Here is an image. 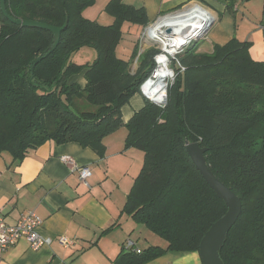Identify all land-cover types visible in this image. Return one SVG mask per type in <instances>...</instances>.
Listing matches in <instances>:
<instances>
[{
    "label": "trees",
    "instance_id": "trees-1",
    "mask_svg": "<svg viewBox=\"0 0 264 264\" xmlns=\"http://www.w3.org/2000/svg\"><path fill=\"white\" fill-rule=\"evenodd\" d=\"M95 0H5L0 8V151L20 161L48 140L78 142L97 154L103 138L126 128L124 147L143 152L141 169L121 213L166 242L123 251L118 264H144L168 251L198 252L211 223L227 211L185 149V140L205 147L207 166L241 201V212L218 251L224 264H264V57L235 37L212 44L194 41L178 54L185 67L167 89L165 106L144 100L124 121L121 108L152 69L156 52L117 55L122 25L144 27L145 10L109 0L108 25L82 15ZM12 19L63 27L51 51L53 33ZM96 50L91 63L71 57ZM41 59L33 66L31 62ZM82 73L84 84L71 80ZM202 264V262H201Z\"/></svg>",
    "mask_w": 264,
    "mask_h": 264
},
{
    "label": "crops",
    "instance_id": "crops-1",
    "mask_svg": "<svg viewBox=\"0 0 264 264\" xmlns=\"http://www.w3.org/2000/svg\"><path fill=\"white\" fill-rule=\"evenodd\" d=\"M100 1L97 7L101 13L97 19H91L92 15L87 12L82 15L108 25L113 21L111 15L102 20L99 17L106 13L103 6L109 0ZM121 1L142 7L148 23L139 32L141 26L124 22L117 49L135 39L138 42L144 30L159 17L197 2L214 17L203 39L205 44L203 48L201 44L199 50L209 52L212 44L222 45L235 37L251 43L250 54L255 59L264 57V0ZM125 23H128L126 29ZM82 54L90 56L89 50ZM71 80L84 84L82 73L72 76ZM131 99L134 100H130V106L121 108L124 121L144 105L141 94H135ZM126 133V128L121 126L104 137L102 155L78 142L57 143L53 140L46 141L20 161L13 162L8 153L0 151V215L6 222L14 223L21 214L32 210L43 220L38 231L51 238L48 245L38 250L31 249L27 240L20 239L3 252L0 264H118L117 257L127 251L124 244L128 239L139 252L149 245L166 246L164 240L151 236L142 225L121 213L143 163L141 150L124 147ZM65 155L77 165L89 166L88 186L72 170L71 164L60 159ZM59 236L72 239V244L61 245ZM152 238L156 243H150ZM144 264H201V258L198 252L168 251Z\"/></svg>",
    "mask_w": 264,
    "mask_h": 264
},
{
    "label": "built area",
    "instance_id": "built-area-1",
    "mask_svg": "<svg viewBox=\"0 0 264 264\" xmlns=\"http://www.w3.org/2000/svg\"><path fill=\"white\" fill-rule=\"evenodd\" d=\"M195 7L200 9L194 11L190 21H183L177 28H171L169 25L162 24L159 31L152 34L146 32L147 28L155 25L158 20L169 16L170 14L159 17L153 24L149 25L142 35L149 41L153 42L156 52L153 55L154 67L146 78L139 85V92L144 97L156 105L165 106L167 99V86L172 83L177 73L183 72L185 67L181 64L178 54L195 41V36L203 26L208 25L211 21L207 12L203 14L200 11L203 7L197 2H191L178 11H192ZM206 9V8H205ZM176 11V12H178ZM174 12V13H176ZM156 66V67H155ZM164 72L161 82L155 84L159 78L158 72ZM63 162L71 164L73 171L78 173L79 179L88 186L87 179L91 175L88 165H77L70 156H62ZM42 218L34 211L29 210L20 215L14 223H8L4 217L0 215V258L3 252L10 246L16 244L20 239H25L33 250H38L44 245L51 242V238L42 235L38 229L42 225ZM58 242L63 246H69L73 240L66 236H59ZM125 250H134V243L131 239L126 240L124 244Z\"/></svg>",
    "mask_w": 264,
    "mask_h": 264
},
{
    "label": "water",
    "instance_id": "water-1",
    "mask_svg": "<svg viewBox=\"0 0 264 264\" xmlns=\"http://www.w3.org/2000/svg\"><path fill=\"white\" fill-rule=\"evenodd\" d=\"M0 8L3 14L6 17H9L5 8V0H0ZM10 19L14 23L25 27H40L50 30L53 33V45L51 46L50 51L56 47L59 41L60 32L66 26L65 24L63 25V27L57 28L33 20ZM212 24L213 21L208 25L203 26L202 29L196 34L195 41H198L199 39L205 37ZM40 59L41 57H37L31 62V70ZM185 149L194 166L199 171L205 182L210 186V188L216 193L218 197L224 200V203L227 206V211L224 213V215L211 223V225L201 238L198 246V253L200 255L202 264H224L219 257L218 251L226 238V234L240 215V198L229 187L221 182L207 166L204 156V153L206 151L205 147L199 146L197 142H189L188 140H185Z\"/></svg>",
    "mask_w": 264,
    "mask_h": 264
},
{
    "label": "rangeland",
    "instance_id": "rangeland-1",
    "mask_svg": "<svg viewBox=\"0 0 264 264\" xmlns=\"http://www.w3.org/2000/svg\"><path fill=\"white\" fill-rule=\"evenodd\" d=\"M100 0H98V1H94L92 4H90V5H87L84 9H83V11H82V14H84V13H86L87 12V14H89L90 16L92 15V18L91 19H97V17L100 15V13H101V10L97 7V6H99V4H100ZM105 6L106 5H104L103 6V8H105ZM84 16V15H83ZM105 16H107V17H109V15H108V13H102V15L99 17V19L101 18V20L103 19V18H105ZM84 17H86V16H84ZM87 18H90V17H88L87 16ZM126 24H128V23H125L124 24V28L126 29ZM152 26V25H151ZM153 27V26H152ZM152 27H149L147 30H146V32L148 33V30H150ZM139 30V32H141L142 31V27H139L138 28ZM125 38H127V34L125 35ZM204 37L203 38H201V39H199L198 41L200 42V45L202 46V48H203V46H204ZM136 42V43H135ZM127 46L126 47H119L118 49H117V55L118 56H120V57H123V58H128V55H131V52H132V49H133V47L135 46V45H137V47H138V52H137V56L134 58V60L131 62V64H130V67H129V70H130V73L131 74H134L135 73V71L137 70V68H138V66H139V63H138V55L140 54V53H142V52H144L145 50H148L149 48H154V46H153V42L152 41H149V40H147L146 38H145V36L144 35H141V37L139 38V41L137 42V39H135V41H132V42H130L129 44H126ZM89 50V52H90V56H87L86 54L85 55H83L82 53H84V51L86 52V51H88ZM156 50V49H155ZM93 53V55L94 56H91V54ZM154 55V54H153ZM96 57V50L95 49H93V48H91V47H84L83 49H82V51H78V53H74L73 55H72V57H71V59L74 61V62H78V63H87V61H88V63H91L93 60H94V58ZM153 67H154V61H153V58H152V69H151V71L153 70ZM156 67V66H155ZM150 71V72H151ZM169 86V85H168ZM168 86H167V89H168ZM135 94H137V95H140L141 93L140 92H137V93H135ZM135 94H133V95H135ZM132 95V96H133ZM132 96L128 99V101L127 102H125L124 104H123V106L124 105H129L130 106V100L133 102V100L134 99H131L132 98ZM166 103H167V99H166ZM166 105V104H165ZM122 106V107H123ZM142 228H144V227H142ZM144 230H148V229H144ZM147 232H149V234H151V236H153V237H157L159 240H161V238H159L157 235H155V234H153V233H151L150 231H147ZM150 243L151 244H154V243H156L155 242V239L153 240V238L150 240Z\"/></svg>",
    "mask_w": 264,
    "mask_h": 264
},
{
    "label": "bare ground",
    "instance_id": "bare-ground-1",
    "mask_svg": "<svg viewBox=\"0 0 264 264\" xmlns=\"http://www.w3.org/2000/svg\"><path fill=\"white\" fill-rule=\"evenodd\" d=\"M201 9L202 10L200 12L206 15V13L204 12V11H206L207 12V15H206L207 19H208V15H209V20L212 22L214 17L212 15L211 11L205 9L204 7H202ZM199 10L200 9L195 7L192 11L181 10V11H178L176 13L170 14L169 16L158 20L157 23H155V25H152L153 27L149 26L152 28L150 30H148V34H152L154 31H159L162 24L169 25L171 28H176V27L178 28L183 21H190V18L194 14V11H199ZM163 74H164V72H162V71L158 72L160 79H158L155 84L158 85L159 82H161V80H163V79H161Z\"/></svg>",
    "mask_w": 264,
    "mask_h": 264
}]
</instances>
